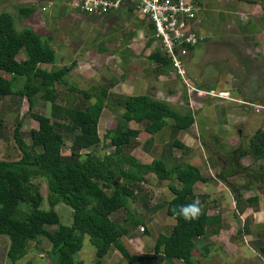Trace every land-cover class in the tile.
<instances>
[{
	"label": "crops",
	"instance_id": "obj_1",
	"mask_svg": "<svg viewBox=\"0 0 264 264\" xmlns=\"http://www.w3.org/2000/svg\"><path fill=\"white\" fill-rule=\"evenodd\" d=\"M69 2L19 0L17 6L33 8L24 18H32L33 24L26 26L48 38L53 50V64L40 67L46 71L71 67L65 84L55 87V103L64 110L81 105L83 98L68 90L72 87L90 93L91 103L100 90H106L109 98L145 96L179 111L188 109L193 122L184 131L173 132L170 120L152 134L142 124L128 122L129 129L138 131L129 154L145 165L160 159L168 167L191 165L206 179L194 184L193 198L201 202L211 221L195 242L191 264H209L208 259L212 264L221 260L264 264V255L258 251L264 245V161L242 155L249 148L248 139L264 129V0H197V33L202 40L190 50L183 80L171 66L151 58L160 52L158 42L151 25L131 3L97 15L72 9ZM184 95L187 102L182 100ZM105 105L97 122L99 155L112 151L105 147L109 142L105 135L114 131L122 113L107 101ZM50 111L51 105L45 102L43 114L49 116ZM20 122L23 137L37 129L27 112ZM175 141L181 147L168 148ZM170 185L179 187L174 178L157 181L152 174L146 177V210H137L135 203L130 207L143 218L144 231L139 234L145 238L139 235V251L133 253L134 237L126 220V243L121 242L129 253L151 256L156 238L171 232L175 220L165 210L173 198ZM124 213L120 210L112 216L122 225ZM115 251L110 249L102 263L126 264Z\"/></svg>",
	"mask_w": 264,
	"mask_h": 264
},
{
	"label": "trees",
	"instance_id": "obj_2",
	"mask_svg": "<svg viewBox=\"0 0 264 264\" xmlns=\"http://www.w3.org/2000/svg\"><path fill=\"white\" fill-rule=\"evenodd\" d=\"M33 12L31 7H18L20 19ZM13 17L0 12V98L17 96L27 102V114L37 122V129L30 131L27 144L20 131L18 121L12 134L19 152L17 160H0V236L8 239L5 257L11 262L23 258L29 244H40L45 238L50 244L45 264H74V256L80 252L85 236L95 250V264L113 247L126 264H176L180 260L192 263V251L196 240L205 234L211 219L200 206L196 219L185 220L179 215L177 205L194 201L193 186L206 181L198 168L177 163L168 167L163 159L153 160L145 165L129 154L135 145L138 131L128 128V122L142 124L145 132L154 133L171 121L173 132L187 130L192 114L173 109L168 103L149 97H111L106 90L91 103V94L68 88L82 96V104L66 110L57 105L56 86L65 84L71 67L53 68L49 71L41 64H53L54 53L48 38L38 36L31 28H14ZM19 53L24 58L17 60ZM161 64L170 67L169 60L156 53ZM24 79L19 88L14 82ZM40 96L51 105L49 116L33 112L34 98ZM187 102V97L182 96ZM122 113L116 119V127L105 138V147L112 151L99 155L97 147L100 138L97 122L105 102ZM66 142H69L66 146ZM249 148L242 155L249 154L254 161H264V129L257 130L249 140ZM181 147L178 142L169 147ZM103 146V148H105ZM167 148V147H166ZM86 150V153H82ZM65 151V152H63ZM152 174L157 181L175 179L179 187L169 186L173 198L166 203V214L175 220L169 235H159L151 256L131 254L121 242L127 233L125 221L132 226H142L130 219L133 203H139L143 210L148 193L143 184ZM46 185L45 200L48 210H42L43 196L36 181ZM234 192L236 190L232 188ZM63 203L72 210V225L63 226L53 207ZM122 210L127 214L122 225L112 215ZM125 214V215H126ZM135 214V213H134ZM46 226H55L49 231ZM264 255V245L259 248Z\"/></svg>",
	"mask_w": 264,
	"mask_h": 264
},
{
	"label": "rangeland",
	"instance_id": "obj_3",
	"mask_svg": "<svg viewBox=\"0 0 264 264\" xmlns=\"http://www.w3.org/2000/svg\"><path fill=\"white\" fill-rule=\"evenodd\" d=\"M18 2L19 0H0V12L9 13L13 17L14 28L16 30H20L23 27H27L26 26L27 23L33 24L32 18L29 20L19 18V16L17 15V10H18L17 6L20 4ZM23 58H24L23 54L19 53L16 59L20 60ZM0 76L8 77L6 73L2 71H0ZM23 82H24V79L19 78L18 80L14 82L15 87L19 88ZM34 99H35V106H34L33 112L38 113V114H43L45 102L42 100L40 96H37ZM26 112H27V102L24 98H19L17 96H13V97L6 96L3 98H0V160L4 159V160L13 161L19 158V152L14 144L12 134H13V130L17 122L22 120V117L24 114H26ZM36 127H37V124H36ZM28 129H29V126L25 127L26 131H28ZM23 138L25 139L27 144L30 143L29 136L25 135ZM250 138L248 139V144H249ZM68 144L69 142H66L65 148H67ZM84 152L85 151H83L82 153ZM36 184H38L39 190L43 196V204H42L41 209L48 210L49 206L47 204V201L45 200L46 185L43 180L36 181ZM143 190L144 192H147L149 188L143 187ZM134 206L137 210L139 211L142 210L144 212V210L140 207L139 203L137 204L135 203ZM53 210L58 215L59 222L61 225L67 226V227H70L72 225V210L69 206H66L63 203H58L53 207ZM132 215L133 216L130 219H132L133 222L134 221L139 222L140 220H142L141 216L135 215L134 213ZM121 216L124 217V215H121ZM122 222H123V219H122ZM140 227L134 226V225L129 227L131 230L130 234L131 236L134 237V239L132 240L133 241L132 244H134V251H132L133 253L135 252V250L139 251L137 248L140 247V243L142 241L143 236L142 234H139ZM46 228L49 231H53L56 227L46 226ZM139 235H141L142 237H140ZM150 237H152V233H150L149 238ZM121 240L124 243H126V237L122 238ZM127 241L129 242V240ZM129 243H128V246H129ZM7 246H8V239L6 237L4 238L1 237L0 238V264H45L47 263V254L50 248V244L47 242L45 238L41 239L40 244H34V243L29 244V249H28L27 254L23 256V258L16 261L15 263L7 260L5 257ZM111 249L115 250V248L113 247ZM109 255H110V252L107 254V259ZM74 259H75L74 264H95V259H96L95 250L92 244H90L88 236L84 237L82 249L80 252H78L74 256ZM208 261H209V264L213 263L211 259H208ZM102 262L103 260L101 259V264H103ZM223 263L226 264L224 260H221L218 264H223Z\"/></svg>",
	"mask_w": 264,
	"mask_h": 264
},
{
	"label": "built area",
	"instance_id": "obj_4",
	"mask_svg": "<svg viewBox=\"0 0 264 264\" xmlns=\"http://www.w3.org/2000/svg\"><path fill=\"white\" fill-rule=\"evenodd\" d=\"M131 3L151 25L152 36L174 72L183 80L184 63L202 38L197 33V0H70L69 6L86 14H107ZM143 232V227H140Z\"/></svg>",
	"mask_w": 264,
	"mask_h": 264
},
{
	"label": "clouds",
	"instance_id": "obj_5",
	"mask_svg": "<svg viewBox=\"0 0 264 264\" xmlns=\"http://www.w3.org/2000/svg\"><path fill=\"white\" fill-rule=\"evenodd\" d=\"M177 208L179 215L185 220L196 219L199 216L201 210L198 200H194L190 204L177 205Z\"/></svg>",
	"mask_w": 264,
	"mask_h": 264
}]
</instances>
